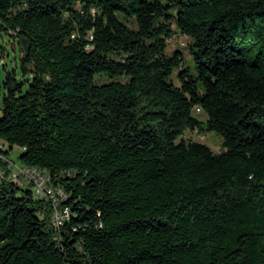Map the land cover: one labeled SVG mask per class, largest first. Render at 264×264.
<instances>
[{
	"label": "trees",
	"instance_id": "trees-1",
	"mask_svg": "<svg viewBox=\"0 0 264 264\" xmlns=\"http://www.w3.org/2000/svg\"><path fill=\"white\" fill-rule=\"evenodd\" d=\"M0 30L31 75L0 65L2 152L69 212L0 182V264H264V0H0Z\"/></svg>",
	"mask_w": 264,
	"mask_h": 264
},
{
	"label": "rangeland",
	"instance_id": "rangeland-1",
	"mask_svg": "<svg viewBox=\"0 0 264 264\" xmlns=\"http://www.w3.org/2000/svg\"><path fill=\"white\" fill-rule=\"evenodd\" d=\"M130 26L134 27L132 24H129ZM188 42L189 38L182 35L180 32L175 30L173 35L168 39L167 43V50L166 53L171 54L172 51L176 49H181L184 53L185 60L187 64H192V56L188 49ZM21 56L22 51L19 45L16 42H13V38L6 32L0 30V65L3 64L9 69V70H15L16 75L19 79L25 80L30 79L31 75L30 73L24 75L21 70ZM176 74V71L173 73V76ZM121 81H125V78H121ZM97 81L99 83H105L107 82V78L103 77H97ZM195 115L197 118L204 120L205 114L203 112H195ZM185 138H189L191 140H195L198 142L205 143L208 145L214 152H219L222 150V137L218 135L217 133L213 131H186L185 132ZM19 150L17 148H14L10 151L9 157L14 160L16 163H20L18 156H19ZM46 180V175H45ZM26 185V188H32V186L28 184Z\"/></svg>",
	"mask_w": 264,
	"mask_h": 264
},
{
	"label": "built area",
	"instance_id": "built-area-1",
	"mask_svg": "<svg viewBox=\"0 0 264 264\" xmlns=\"http://www.w3.org/2000/svg\"><path fill=\"white\" fill-rule=\"evenodd\" d=\"M4 145L0 143V182L11 181L16 184L31 185L34 193L40 198H46L53 205V211L50 217L55 229L63 225V217L67 212V206L61 203L66 196H60L59 186H54L51 182H45L43 170L35 166L22 165L16 163L8 155L2 152Z\"/></svg>",
	"mask_w": 264,
	"mask_h": 264
},
{
	"label": "bare ground",
	"instance_id": "bare-ground-1",
	"mask_svg": "<svg viewBox=\"0 0 264 264\" xmlns=\"http://www.w3.org/2000/svg\"><path fill=\"white\" fill-rule=\"evenodd\" d=\"M200 110V109H199ZM47 181V177H46V180H45V182Z\"/></svg>",
	"mask_w": 264,
	"mask_h": 264
},
{
	"label": "water",
	"instance_id": "water-1",
	"mask_svg": "<svg viewBox=\"0 0 264 264\" xmlns=\"http://www.w3.org/2000/svg\"><path fill=\"white\" fill-rule=\"evenodd\" d=\"M26 49H27V47H26Z\"/></svg>",
	"mask_w": 264,
	"mask_h": 264
}]
</instances>
